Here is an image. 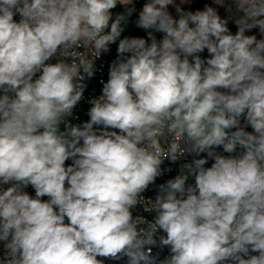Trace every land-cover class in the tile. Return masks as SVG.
Listing matches in <instances>:
<instances>
[{
  "label": "clouds",
  "instance_id": "1",
  "mask_svg": "<svg viewBox=\"0 0 264 264\" xmlns=\"http://www.w3.org/2000/svg\"><path fill=\"white\" fill-rule=\"evenodd\" d=\"M131 2L0 0V89L15 94L0 96V183L12 184L0 191L6 264H103L98 256L155 264L146 246L158 230L171 251L161 264H264V0H230L235 35L214 8L193 13L175 0H150L137 26L163 39L149 32L151 44L121 40L90 120L59 131L82 98L83 74L93 75V58L120 35L123 17L104 34L110 10ZM256 27L261 39L244 35ZM58 52L64 59L46 63ZM245 113L255 134L238 127ZM220 145L228 155L213 150ZM186 151L207 157L144 202L153 222L134 219L163 159ZM188 175L195 186H185ZM28 185L35 198L22 190Z\"/></svg>",
  "mask_w": 264,
  "mask_h": 264
},
{
  "label": "built area",
  "instance_id": "2",
  "mask_svg": "<svg viewBox=\"0 0 264 264\" xmlns=\"http://www.w3.org/2000/svg\"><path fill=\"white\" fill-rule=\"evenodd\" d=\"M13 19L16 22H19L21 19V16L19 13H16L13 17ZM108 51L107 52H101V55L99 57L93 58V75L91 77H88L87 74L84 75V79L81 82L83 84V93L81 100L74 106L72 109L71 115L65 116L63 118V121L60 123L59 128L61 132H64L66 130V125L70 126H82L83 123L90 120V116L88 115L90 108L93 106L91 104V101L93 99L98 98L100 95H102V89L104 83H106L109 79V70L113 63V61L117 60V54L116 49L113 46L112 43L108 45ZM77 51L84 52L85 49L83 47L77 49ZM85 56L89 59H91V51L85 53ZM64 59L59 52L51 58L46 63H57L60 60ZM68 63H71V58L67 59ZM42 74L38 72L33 79H37L39 75ZM9 95L10 97H13L15 94L11 91L5 93L3 89H0V96L3 95ZM98 131L103 130V126H94ZM240 128L245 129L244 125H240ZM108 131H116L119 134L118 129H111L109 128ZM169 140L172 138L169 136ZM179 139V137H177ZM161 145L163 147H167V144L165 143L164 139H161ZM82 145V141H81ZM143 146V145H141ZM182 147H188L187 145H183ZM213 150L217 153H223V149L220 146H213ZM207 153H201L199 156H197L195 153H192L190 151H186L183 156L178 158L176 161H171L168 158H164L163 162L161 164V175L158 176L154 183L150 184L148 188L141 194L143 197V201L141 203H138L133 209L132 214L134 219H142L147 222H153L156 216L155 211H146L145 210V201H151L155 202L156 197L158 195H162L161 192V185H166L167 181L174 179L176 176L185 174L187 175V170L184 169V165L192 163L194 159L199 158H206ZM214 162L212 159H208V163L205 165V167H211V164ZM73 163L72 159H69L65 162V166H69ZM183 170V171H182ZM188 185L195 186V177L192 175H188V179L186 180L185 186ZM12 184H2L0 183V191L6 190L8 187H11ZM67 181H65V187H69ZM24 192H26L30 197L35 198L36 193L35 189L28 185L27 187H23L22 189ZM50 197L44 196L41 197L42 201H48ZM147 203V202H146ZM58 210V209H57ZM65 223H68L67 218H65ZM147 223H142L138 225V228H147ZM165 236L166 233L163 232V230H158L157 233L154 236V239L156 240L155 245L146 246L151 248V255L155 257V264H161L162 261L169 258L171 255L170 247L169 246H162L160 244V237ZM11 239V237H9ZM5 241H0V264H6L8 257V250L5 247ZM251 255H258L257 252H249V256ZM243 258L247 259L248 256H244ZM98 260L103 261V264H127V257H123L120 260H113L111 258H105V257H97Z\"/></svg>",
  "mask_w": 264,
  "mask_h": 264
},
{
  "label": "trees",
  "instance_id": "3",
  "mask_svg": "<svg viewBox=\"0 0 264 264\" xmlns=\"http://www.w3.org/2000/svg\"><path fill=\"white\" fill-rule=\"evenodd\" d=\"M150 2V0H134L132 3L129 4H121V3H117V5L110 10V20H109V25L108 27L105 29L104 34H108L111 31V25L112 23L116 22L118 17H123V19L120 20V24L119 27L121 29L120 31V35L116 38L115 42H113V46L116 49V54H117V58H118V46L121 40L125 39V38H143L146 40V42L148 44H151V39L149 38L148 33L141 27L137 26V21L135 20L133 14L142 11L143 6ZM195 6H199V5H195ZM192 9L194 10V8L192 7ZM191 22V21H190ZM189 22V23H190ZM157 41H160V37L158 36V38H156ZM130 53H125V56H129ZM201 59L207 60L208 58H210V54L207 51V49H205L202 53H199ZM240 125H244L245 129H243L246 132H250L255 134L254 129L251 127L250 124L247 123L246 120V113L244 115H242L240 117V123H239V128ZM238 128L234 127L231 129H226L225 131L228 133L229 136H231V134L235 131H237ZM220 147L223 149V146L220 145ZM245 149L242 148L239 144H237L236 147V153L235 154H239L240 152L244 151ZM224 153V151H223ZM224 155H228L227 153H224Z\"/></svg>",
  "mask_w": 264,
  "mask_h": 264
},
{
  "label": "rangeland",
  "instance_id": "4",
  "mask_svg": "<svg viewBox=\"0 0 264 264\" xmlns=\"http://www.w3.org/2000/svg\"><path fill=\"white\" fill-rule=\"evenodd\" d=\"M134 0H132L133 2ZM131 2V3H132ZM223 5H221V4ZM220 3L217 2V0H187L186 3H181V0H175V4H178L184 11H190V12H197V11H204L207 8L211 7L217 10L218 14L222 19L227 20V27L229 31L235 35L238 31V26L235 24L234 19L232 18L234 12H235V6L232 5V11L229 12L227 8L230 6V0H220ZM122 4V3H121ZM199 5L198 7L195 5ZM125 5V4H123ZM194 8V10L192 9ZM167 11L176 19L179 18L176 8L173 5H168L167 6ZM141 12V11H140ZM140 12L134 13L133 16L136 21L139 19ZM261 19H264V17H260ZM195 25L192 24V22L189 23V27H194ZM145 30V29H144ZM147 33L152 32V34L158 38L160 37V40L163 39V33L156 32L155 30L149 29L145 30ZM245 36H252L255 35L257 39H261L262 37L260 36L259 33V28H252V29H246L244 32ZM150 38V37H149ZM60 131V128H59Z\"/></svg>",
  "mask_w": 264,
  "mask_h": 264
}]
</instances>
